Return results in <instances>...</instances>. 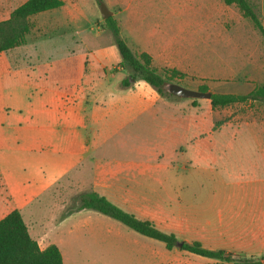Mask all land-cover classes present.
I'll return each instance as SVG.
<instances>
[{"label":"crops","instance_id":"obj_1","mask_svg":"<svg viewBox=\"0 0 264 264\" xmlns=\"http://www.w3.org/2000/svg\"><path fill=\"white\" fill-rule=\"evenodd\" d=\"M62 1L61 7L36 14L48 16L40 22L42 35L72 34L92 46L109 31L97 24V17L91 20L96 29L81 26L85 0ZM249 1L264 25V0ZM103 3L130 48L149 54L156 68L212 71L215 36H221L223 77L251 81L248 86L233 84L223 93L245 95L264 86L263 39L236 6L224 0ZM214 3L227 15L214 14ZM229 8L239 15L236 11L230 15ZM95 45L88 51L103 56L115 52L112 43ZM2 54L0 65L6 59ZM78 68L70 67L78 76L65 92L40 89L44 92L35 98L27 117L0 119V220L18 210L39 247L56 245L63 264H207L211 258L182 250L179 244L222 247L205 242L215 223L239 224L245 248L254 249L247 253L264 255V102L248 100L259 105L242 117L238 127L228 121L223 150L238 143L241 163H223L228 178L215 180L220 166L211 163L213 139L198 146L199 134H208L212 121L198 117L192 98L170 101L144 81L119 88L125 72L120 66L119 72L109 71L103 62ZM92 70L95 77L85 81ZM1 77L0 73L3 103L8 93ZM22 121L29 125L22 126ZM21 140L25 142L20 147ZM108 149L132 155L126 153L124 160L102 155ZM90 191L175 235L180 243L169 250L163 242L95 210L68 214L78 197ZM182 252L193 256L195 263Z\"/></svg>","mask_w":264,"mask_h":264},{"label":"rangeland","instance_id":"obj_2","mask_svg":"<svg viewBox=\"0 0 264 264\" xmlns=\"http://www.w3.org/2000/svg\"><path fill=\"white\" fill-rule=\"evenodd\" d=\"M24 1L25 0H0V21L9 19L14 9ZM92 3H96L95 0H85L83 8L85 22L81 25L85 29H89L92 26L96 29V23H91V20L95 17L98 19L97 24L99 26L104 23V18L101 15L99 5L97 4L94 8ZM108 9L111 11L109 7ZM229 10L230 15H233L234 11H236V15H239L238 10L233 8H229ZM213 12L217 15H227L228 11L220 9L218 4L214 3ZM199 14H202V12H199ZM47 17V14L30 17L28 21L31 25V29L27 35L26 43L16 47L14 50L11 49L7 52H2L4 53L1 55L2 58L5 59L6 57L7 60L5 59L4 63L0 65V73L2 74L1 78L3 80L4 91L8 94L5 97V101L0 103L1 120H3L4 117L7 119L14 118V116H18L20 114L27 117L32 103L35 102V98L39 93L50 91L51 89L55 91L60 90L61 92L68 90V83L73 79H76L78 76V73L76 71L72 72L70 67H76V69H79L78 67L84 65L92 67L99 64V62H103V64L107 65V69L109 71H121L118 68L119 65H117L119 64L117 60L121 61V55L115 41L112 39L110 31L103 32L98 41L93 43L94 45L96 44L97 46L102 47H110V43H112L115 52L110 50L106 56H103L95 50L88 51V48L94 49V47H92L94 45L91 46L90 41L79 40L78 38L72 37V34L65 33L64 37L61 34L42 35L41 32H43V28H40V22H45ZM220 38L221 36H215L213 44L216 55L214 56V69L212 71L203 73L182 72L184 76L174 79L172 82L193 90H199L200 87H205L212 93L228 92L231 90L233 84H245L248 86L251 81L245 79L228 81L223 77L222 72L220 71L222 60L221 54L223 52V45ZM262 41L264 43V40ZM168 69L170 70V68L165 67L160 70L163 71ZM124 70L125 72L123 74V78L132 75V72L129 69ZM95 75L96 73L93 70L91 72L88 71L84 80L88 81L93 79ZM132 81H134L132 86L133 88L139 80L136 78L135 80L132 79ZM42 88H44V91H40ZM177 99L178 97L170 101H175ZM189 101L193 103L195 110L198 112V117L206 116L210 121H212L211 129L209 127L206 129L209 133H206L205 135L199 134L198 146L204 145L210 141L211 138L213 139L214 159L211 158V163H219L220 166L218 174L215 173L214 178L215 180L222 178L227 179L228 173L224 171L223 163H241L240 157H242L238 143L235 144L234 148L223 150V145L227 143L228 139L225 135L227 123L228 121H231L235 124L234 127H238L241 123L242 117L248 112H252L256 108V105L259 104L257 102L253 103L248 101L213 109L210 101L207 99L192 98ZM28 125V121H22V126ZM147 127L149 129L152 128L151 124ZM6 129H8V131L11 129V126L8 125V123L6 125ZM20 142L21 147L25 141L21 140ZM18 153L27 157L30 156V153L27 150H19ZM126 153H128L129 156L132 155L130 151H124L123 149L111 151L108 149L107 151H103L102 155L124 160L126 158L124 156ZM133 155L135 156V154ZM199 161L201 162V160H198V162ZM205 162L209 163L208 160H205ZM243 229L244 228L239 224L215 223L214 231L212 233L207 232V239L205 242L222 246L213 249H225L237 255L249 258L261 256L247 253L254 251V249L245 248V233H242ZM202 235L204 238L205 233ZM181 255L189 257V262L195 263L193 256L183 252ZM207 264L231 263H221L215 259H211L208 260Z\"/></svg>","mask_w":264,"mask_h":264},{"label":"trees","instance_id":"obj_3","mask_svg":"<svg viewBox=\"0 0 264 264\" xmlns=\"http://www.w3.org/2000/svg\"><path fill=\"white\" fill-rule=\"evenodd\" d=\"M96 2L100 4L103 0H96ZM224 3L236 6L241 15L251 21L264 40V25L249 0H224ZM62 5V0H27L15 8L9 19L0 21V53L26 43L27 35L31 29L28 21L30 17L59 8ZM102 28L108 29L113 36L121 55V61L118 65L132 72V75L120 81V88H131L134 84L132 79L138 78L139 81H144L153 87L161 97L169 100L177 98L166 89V86L172 84L174 79L184 76L182 72L175 69L161 71L154 66L152 57L149 54L133 51L122 36L118 22L113 16L104 20ZM199 90L208 91L205 87H200ZM248 100L264 102V86H257L245 95L212 93L210 103L213 109H218ZM77 201V205H71L68 214L80 210H95L123 223L144 236L163 242L169 250L177 247L180 243L175 235L162 232L152 222L140 220L133 214L125 212L106 197L94 191L80 195ZM181 249L199 256L215 259L221 263L264 264V255L249 258L222 249H207L199 242H182ZM0 264H63V258L56 245L52 244L45 249H41L30 236L22 214L18 210H13L0 220Z\"/></svg>","mask_w":264,"mask_h":264},{"label":"water","instance_id":"obj_4","mask_svg":"<svg viewBox=\"0 0 264 264\" xmlns=\"http://www.w3.org/2000/svg\"><path fill=\"white\" fill-rule=\"evenodd\" d=\"M100 10H101V15L104 19L111 17L113 14L103 2L100 3ZM166 89L171 94L183 98H203L210 100L212 96V92L210 91L193 90L175 83L168 84L166 86ZM179 246H181V244H179Z\"/></svg>","mask_w":264,"mask_h":264}]
</instances>
